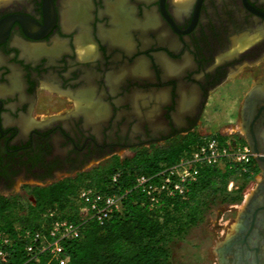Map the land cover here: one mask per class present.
Wrapping results in <instances>:
<instances>
[{
  "label": "flooded vegetation",
  "instance_id": "1",
  "mask_svg": "<svg viewBox=\"0 0 264 264\" xmlns=\"http://www.w3.org/2000/svg\"><path fill=\"white\" fill-rule=\"evenodd\" d=\"M228 81L252 82L238 113L264 158V0H0V195L180 138ZM253 160L217 264H264Z\"/></svg>",
  "mask_w": 264,
  "mask_h": 264
},
{
  "label": "trees",
  "instance_id": "2",
  "mask_svg": "<svg viewBox=\"0 0 264 264\" xmlns=\"http://www.w3.org/2000/svg\"><path fill=\"white\" fill-rule=\"evenodd\" d=\"M212 137L222 140L221 136ZM201 141L193 136H182L161 146L139 148L133 156L116 160L109 167L92 169L47 185H33L30 189L34 204L17 195H0V231L15 237L16 227L39 228L41 214L48 209L79 222V204L75 197L81 187L107 194L125 193L119 212L102 224L88 220L82 223L78 238L61 241L62 251L68 256L64 264H169L166 243L201 220L204 195L225 189L235 174L244 177L250 171H243L236 162H225L222 167L200 166L183 194H158V203L150 204L146 193L134 186L136 175L154 174L173 165ZM250 162L255 166L253 159ZM115 172L119 175L112 181ZM13 255L17 262L21 256L19 241ZM28 264L60 263L40 255Z\"/></svg>",
  "mask_w": 264,
  "mask_h": 264
},
{
  "label": "built area",
  "instance_id": "3",
  "mask_svg": "<svg viewBox=\"0 0 264 264\" xmlns=\"http://www.w3.org/2000/svg\"><path fill=\"white\" fill-rule=\"evenodd\" d=\"M253 153L247 145L232 151L229 141L207 137L196 144L187 156H182L171 166H167L154 174H139L135 177V188L141 189L148 196L150 204L159 201L158 194L166 196L181 195L186 190V184L195 179L200 166L222 167L225 162H236L246 171ZM119 173L115 172L112 181ZM124 194L102 193L89 187H81L75 197L79 204L80 221L75 223L53 209L41 214L39 228L15 229V237L0 231V264H28L40 255L48 257L60 264L68 261V256L62 251L61 241L64 238L76 239L80 236L82 223L93 220L102 224L122 208ZM34 204L33 198L29 200ZM21 243V256L14 261L15 244Z\"/></svg>",
  "mask_w": 264,
  "mask_h": 264
},
{
  "label": "rangeland",
  "instance_id": "4",
  "mask_svg": "<svg viewBox=\"0 0 264 264\" xmlns=\"http://www.w3.org/2000/svg\"><path fill=\"white\" fill-rule=\"evenodd\" d=\"M245 83L228 81L211 92L201 112L199 122L190 133L184 136H193L201 140L221 136L222 140L229 141L232 151H237L241 146L247 145L242 135L238 113L241 98L252 82L246 81ZM38 111L45 114L51 112L46 109ZM164 144L158 143L152 146ZM137 151L138 148L122 150L106 158L91 160L90 166L84 172L109 167L116 160L129 158ZM248 170L250 171L244 177L235 174L225 189L204 195L205 206L201 220L182 235L173 237L166 243L169 264H217L216 242L224 236V232L234 220L237 210L241 208L243 200L254 183L252 173L257 171L256 165L250 162ZM30 187L28 184L16 186L13 195L29 201L32 198Z\"/></svg>",
  "mask_w": 264,
  "mask_h": 264
},
{
  "label": "water",
  "instance_id": "5",
  "mask_svg": "<svg viewBox=\"0 0 264 264\" xmlns=\"http://www.w3.org/2000/svg\"><path fill=\"white\" fill-rule=\"evenodd\" d=\"M250 150L254 154V159L255 160L261 161V160L264 159L261 155H259V153L256 150H254V149H250Z\"/></svg>",
  "mask_w": 264,
  "mask_h": 264
}]
</instances>
